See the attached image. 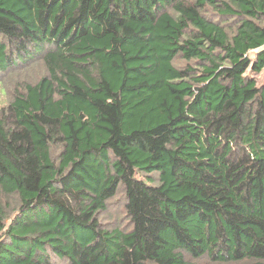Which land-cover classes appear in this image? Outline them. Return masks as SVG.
Listing matches in <instances>:
<instances>
[{
	"label": "trees",
	"instance_id": "obj_1",
	"mask_svg": "<svg viewBox=\"0 0 264 264\" xmlns=\"http://www.w3.org/2000/svg\"><path fill=\"white\" fill-rule=\"evenodd\" d=\"M248 70L264 0H0V264H264Z\"/></svg>",
	"mask_w": 264,
	"mask_h": 264
},
{
	"label": "rangeland",
	"instance_id": "obj_2",
	"mask_svg": "<svg viewBox=\"0 0 264 264\" xmlns=\"http://www.w3.org/2000/svg\"><path fill=\"white\" fill-rule=\"evenodd\" d=\"M17 74L18 73H13L10 74L9 76L14 77ZM247 74L255 77L258 80V83H261L264 80V71L259 74H254L251 70H248ZM1 103H2V99L0 98V104ZM9 201L12 202L11 199ZM121 219L125 221V218L123 217V214L121 212L119 199H115L109 203V208L105 213L101 215V220L105 224V226H116L121 221ZM197 264H209V261L202 260V261H198Z\"/></svg>",
	"mask_w": 264,
	"mask_h": 264
}]
</instances>
